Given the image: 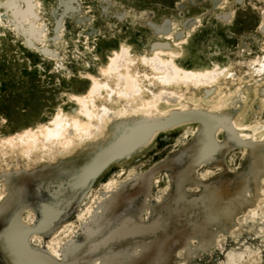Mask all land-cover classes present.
Here are the masks:
<instances>
[{"label":"rangeland","instance_id":"1","mask_svg":"<svg viewBox=\"0 0 264 264\" xmlns=\"http://www.w3.org/2000/svg\"><path fill=\"white\" fill-rule=\"evenodd\" d=\"M0 1V139L36 127L49 120L57 109L70 112L74 107L70 95L84 93L90 83L86 74L98 75V69L121 44L140 55L150 53L151 46L164 42L154 35L147 17L156 24L168 20L169 25H175L174 38L166 42L179 50L177 61L185 68L204 70L215 64L219 67L238 64L243 67L238 68L241 72L246 62L264 51V0H76L79 9L64 15L61 0H35L38 1L37 14L33 13L34 0H26L24 5L30 16L44 26L41 38L39 30L31 28L32 25H29L31 37L26 36L22 26L14 28V22L18 23L21 15L14 17L4 4L7 0ZM183 23L192 26H183ZM162 25L161 28L166 27ZM250 86L240 121L248 125L256 122L260 130H264V97L257 93L254 84ZM216 95L205 102H213ZM191 96L200 98L194 93ZM199 124L191 119L160 127L137 151L124 159L107 161L78 190H69V193L67 190L56 212L61 215L55 214L48 222L51 224L42 230L29 231L31 249H39L48 256V241L52 238L55 257L69 258L77 249L86 247L85 240L97 243L127 218L148 223L157 214V207L170 198L175 173L188 163ZM228 135V131L219 126L207 136L211 141L226 142L227 147L221 148L209 161L217 160L212 163L214 167L205 163L209 159L197 162L184 189L187 199L199 194L202 183L189 184L194 174L200 179L209 177L210 183H221L225 195L220 206L229 213L222 221H217L220 224L210 221L193 233L161 235L151 239L147 252L143 251L145 247L138 251L137 238L118 240L104 248L99 246L98 251L94 249L91 263L103 264L98 259L101 253L115 255L129 249L137 257L128 259L129 262L106 264H264V166L253 170V157L244 151L241 143L228 139ZM193 149L197 151L196 147ZM80 158L56 159L58 161L51 164L41 161L33 167L31 160L22 155H0V168L7 169L3 194L10 196L15 190L20 194V201L14 202L13 207L0 205V230L10 225L11 216L23 236L25 228L38 226L42 221L41 208L49 203L48 190L64 179L66 172L79 168L84 161ZM110 178L115 181L108 189L104 184ZM136 189L127 200L117 202L115 199L118 193ZM141 192H145L147 203L144 206ZM69 224L72 225L67 228ZM27 245L28 251L37 252ZM157 247L152 256L151 250ZM0 264H13L1 231Z\"/></svg>","mask_w":264,"mask_h":264},{"label":"bare ground","instance_id":"2","mask_svg":"<svg viewBox=\"0 0 264 264\" xmlns=\"http://www.w3.org/2000/svg\"><path fill=\"white\" fill-rule=\"evenodd\" d=\"M25 1L7 0L4 4L11 14H14V17L21 15V19L16 17L19 20H17L18 23L14 22V28L22 26L26 36L31 37L29 25H32L31 28L39 30L41 38L44 26H41V23L38 25L37 19L30 16L24 5ZM61 3L64 7L63 15L68 11L73 12L79 9V3L76 0H61ZM0 4H2L1 1ZM34 4L33 13L37 14L38 1L34 0ZM146 21L151 25L150 17H147ZM162 24L163 22L157 24L158 27H151L158 40H164V42L151 46L150 53L140 55L130 51L125 44H121L119 49L113 50L109 55L107 63L98 69V75L86 74V77L90 79L87 90L81 94L70 95L74 103L70 112L57 109L49 120L36 127L17 131L0 139V155L6 153H12L16 157L22 155L31 160L30 164L33 167L41 161L51 164L53 161L64 158L70 160L71 158H84L79 168L66 172L64 179L55 183L56 186L52 183L55 187L48 190L49 203L46 201L47 204L44 203V205L47 206L43 205L41 208L42 221L35 228H26V231L30 232L32 229L42 230L51 224L48 222L53 220L54 215L57 214V209L67 190L68 193L69 190H78L90 176H94L97 171L101 170L107 161H118L137 151L160 127H168L182 120L194 119L200 123L194 142L197 151L193 147L189 152L188 163L181 171L175 173V186L170 198L157 207V214L151 217L148 223L142 224L127 218L119 225V228L116 227L107 235H103L101 239L98 238L100 240L97 243L83 240L87 243L86 247L79 250L76 245L74 247L77 249L76 252L69 258L67 256L60 259L55 257L56 251L52 238L48 241L49 249L46 252L48 256L40 253L42 251L39 249H31L30 242L28 243L30 232L23 236L22 231L15 224L14 217L11 216L10 225L0 231L13 264H92L91 261L95 255L93 251L99 246L104 248L108 244L117 243L118 240L133 237L137 238L138 251L145 247L143 251L147 252L146 248L151 239H157L161 235L170 236L173 232L176 234L185 231L193 233L196 232L195 229L198 231L202 224L210 221L216 224L217 221H222L229 211L226 212L227 210H223L220 206L225 195L221 183H210V181L203 183L199 194L191 199L185 197L186 191L184 190L191 179L190 175L195 164L201 159L215 157L218 151L225 146L219 141L215 142L207 138L219 126L228 131V139L241 143L244 151H248L253 157V170L264 166V130H260V125L256 122L248 125L240 121L243 108L249 99L247 90L251 87V83L255 85L257 93L264 97V51L261 55L246 62L244 65L246 67L241 72H238V68L243 67L238 64L232 67L229 65L219 67L215 64L204 70L185 68L177 61L180 55L179 50L166 42V39L173 37L175 25L170 23L169 27L161 28ZM190 25L191 23H183V26L191 27ZM240 77L242 78L239 79ZM246 81L250 85L247 86ZM193 93L200 98L193 99L191 96ZM213 94H217L216 99L210 103L205 102ZM262 127L264 128V124ZM84 155L86 156L83 157ZM6 170V168H0V205L3 204L8 208L14 202L20 201V194L18 190L10 196L3 194L2 187L5 184L4 179L7 178ZM114 181V178H110L104 184L105 188L110 187ZM48 182L50 184V181ZM38 184H41V181ZM136 191L137 189L132 192L118 193L115 199L117 202L127 200ZM111 203L114 204L113 201ZM183 213H185L184 217H182ZM71 225L69 224L67 228ZM181 240L184 241V239ZM26 244L29 249L37 252L28 251L25 248ZM157 250L158 247L151 250L150 254L154 256ZM108 255L102 253L97 255L99 262L103 264L115 261L123 263L137 257L132 255L129 249L125 253Z\"/></svg>","mask_w":264,"mask_h":264},{"label":"flooded vegetation","instance_id":"3","mask_svg":"<svg viewBox=\"0 0 264 264\" xmlns=\"http://www.w3.org/2000/svg\"><path fill=\"white\" fill-rule=\"evenodd\" d=\"M237 143V142H236ZM221 144H223V145H225L224 147H227V143L225 142V143H223V142H221ZM225 149V148H224ZM212 159V158H211ZM211 159H209L208 161H206L205 163H207V162H209ZM217 161V160H216ZM216 161H214L215 163H216ZM220 161V160H219ZM214 162H212L213 164H215ZM210 163V162H209ZM208 163V164H209ZM212 163H210V165H213ZM201 166V165H200ZM199 166V167H200ZM213 167H214V165H213ZM216 168V167H215ZM193 177H192V180L190 181V183L189 184H192L193 186H195V185H198V184H203V183H207V181L209 182V177L208 178H206V179H200L199 178V176L198 177H196L195 176V174L194 175H192ZM261 176V175H260ZM259 178L260 177H258V180H259ZM258 180H256L257 181V183H258ZM257 183L254 185V188H256V185H257ZM200 186V185H199ZM253 188V189H254ZM253 189H252V191H253ZM191 191H192V188L190 189ZM194 191H197V189L196 190H194ZM187 193H189V195H196V194H198V192H187ZM251 194V193H250ZM242 195V194H241ZM246 197H251V195L249 196V195H247ZM141 199H142V206H144L145 205V203H147L146 202V199H145V192H141ZM152 200H154V199H152ZM147 205V204H146ZM21 226V225H20ZM22 227V226H21ZM25 228V227H24ZM29 231L27 230L26 231V228H25V234H27ZM25 234H24V236H25Z\"/></svg>","mask_w":264,"mask_h":264},{"label":"water","instance_id":"4","mask_svg":"<svg viewBox=\"0 0 264 264\" xmlns=\"http://www.w3.org/2000/svg\"><path fill=\"white\" fill-rule=\"evenodd\" d=\"M164 25H165L166 27H169L168 20H166V21L163 23L162 27H163ZM151 26L158 27V25H157L155 22H152V23H151ZM153 43H154V42H153ZM40 51L42 52V51H44V49L42 48ZM60 215H61V214H60ZM60 215H58V217H59ZM58 217H57V218H58ZM53 222H56V220L53 221ZM53 222H52V223H53ZM53 225H54V224H53Z\"/></svg>","mask_w":264,"mask_h":264}]
</instances>
